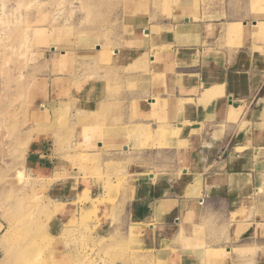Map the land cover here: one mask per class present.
I'll return each mask as SVG.
<instances>
[{"label": "rangeland", "instance_id": "rangeland-1", "mask_svg": "<svg viewBox=\"0 0 264 264\" xmlns=\"http://www.w3.org/2000/svg\"><path fill=\"white\" fill-rule=\"evenodd\" d=\"M176 2L0 0V264H230L224 249L179 257L128 215L136 168L121 144L155 145L167 131L120 128L92 87L129 64L114 48L132 25ZM249 11L264 14V0Z\"/></svg>", "mask_w": 264, "mask_h": 264}, {"label": "crops", "instance_id": "crops-1", "mask_svg": "<svg viewBox=\"0 0 264 264\" xmlns=\"http://www.w3.org/2000/svg\"><path fill=\"white\" fill-rule=\"evenodd\" d=\"M175 1V14L135 22L127 43L114 48L129 64L93 80L120 128L167 131L155 145L137 146L138 137L136 146L121 144L136 168L125 209L144 220L151 242L165 239L179 257L224 249L230 264H258L264 14H251L249 0Z\"/></svg>", "mask_w": 264, "mask_h": 264}, {"label": "bare ground", "instance_id": "bare-ground-1", "mask_svg": "<svg viewBox=\"0 0 264 264\" xmlns=\"http://www.w3.org/2000/svg\"><path fill=\"white\" fill-rule=\"evenodd\" d=\"M179 129V128H178ZM1 224V223H0ZM2 225V224H1Z\"/></svg>", "mask_w": 264, "mask_h": 264}]
</instances>
